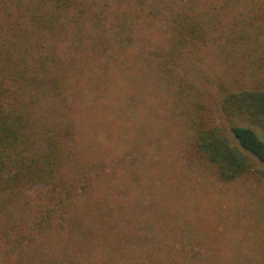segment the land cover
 <instances>
[{
    "label": "trees",
    "instance_id": "obj_1",
    "mask_svg": "<svg viewBox=\"0 0 264 264\" xmlns=\"http://www.w3.org/2000/svg\"><path fill=\"white\" fill-rule=\"evenodd\" d=\"M209 44L232 75L221 109L242 122L197 124L195 150L222 181L264 175V0H0V264H264L152 240L76 124L86 71L144 60L165 77Z\"/></svg>",
    "mask_w": 264,
    "mask_h": 264
},
{
    "label": "rangeland",
    "instance_id": "obj_2",
    "mask_svg": "<svg viewBox=\"0 0 264 264\" xmlns=\"http://www.w3.org/2000/svg\"><path fill=\"white\" fill-rule=\"evenodd\" d=\"M142 35L147 48L162 39L157 28ZM216 48L209 44L198 58L172 64L165 77L144 60L111 71L93 67L75 120L82 141L112 169L116 203L131 215L138 203L140 220L156 224L152 240L168 239L177 248L187 242L198 255H263L264 175L222 181L194 147L197 124L242 122L221 109L233 81ZM256 131L264 140V131Z\"/></svg>",
    "mask_w": 264,
    "mask_h": 264
}]
</instances>
